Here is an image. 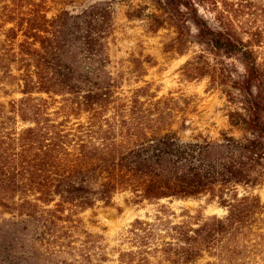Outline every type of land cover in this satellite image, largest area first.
I'll return each instance as SVG.
<instances>
[{
	"label": "trees",
	"instance_id": "1",
	"mask_svg": "<svg viewBox=\"0 0 264 264\" xmlns=\"http://www.w3.org/2000/svg\"><path fill=\"white\" fill-rule=\"evenodd\" d=\"M0 0V264H264V0H144L128 18L226 100L235 136L181 138L185 97L122 87L106 0ZM209 15L210 17H208ZM143 60L133 57L135 69ZM16 94H18L16 96ZM155 204L110 245L83 212ZM206 195L223 215L162 200ZM7 215V216H5Z\"/></svg>",
	"mask_w": 264,
	"mask_h": 264
},
{
	"label": "rangeland",
	"instance_id": "2",
	"mask_svg": "<svg viewBox=\"0 0 264 264\" xmlns=\"http://www.w3.org/2000/svg\"><path fill=\"white\" fill-rule=\"evenodd\" d=\"M90 1L92 0H72L71 3L80 5ZM106 1L113 7L114 19V31L109 44L110 68L121 77L122 87L128 89L142 85L144 82H151L152 89L157 90L159 95L185 97L186 104L182 107L187 118L186 127L179 132L183 139H191L197 135L217 139L222 132L240 136V132L231 128L227 121L226 100L221 90L209 87L205 78L186 81L180 76L179 68L190 57L195 47L183 54L164 51L163 43L171 36L169 30L160 29L152 34L145 31V19L126 16V11L131 5L143 4L144 0ZM48 2L55 10L61 6L63 0H48ZM147 55L150 56V63L143 61L141 68L135 69L133 57L143 60ZM238 191L258 193L264 201V186L250 188L238 185ZM162 203L167 204L175 212L176 217L173 218L175 221L180 219L179 214L183 209L203 208L206 214L217 215L226 212L225 209L217 206L214 200H208L206 195L162 200ZM156 208L157 205L148 203L141 206L127 204L124 201V194H116L112 204H98L85 210L83 216L88 229L94 233H102L112 246L116 244L115 238L118 233L134 218L152 215ZM256 237L264 242V226L258 229ZM206 260V257H203L193 264H206Z\"/></svg>",
	"mask_w": 264,
	"mask_h": 264
}]
</instances>
